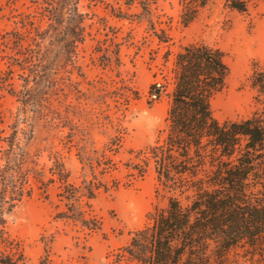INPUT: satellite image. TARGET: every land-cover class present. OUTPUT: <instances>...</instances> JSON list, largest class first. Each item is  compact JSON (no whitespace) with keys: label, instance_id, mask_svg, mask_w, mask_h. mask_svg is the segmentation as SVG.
Wrapping results in <instances>:
<instances>
[{"label":"rangeland","instance_id":"obj_1","mask_svg":"<svg viewBox=\"0 0 264 264\" xmlns=\"http://www.w3.org/2000/svg\"><path fill=\"white\" fill-rule=\"evenodd\" d=\"M76 1L86 32L76 46L77 66L61 68L53 86L41 88L46 94L36 92L41 107H24L17 100L28 71L10 69L0 46V76L9 70L10 77L6 83L0 79V139L17 128L21 144L37 153L33 158L42 178L55 180L46 185V198L41 182L31 178L30 195L10 212L4 209L0 228L11 246L6 251L21 253L29 264L38 263L44 247L49 264H135L125 252L132 233L149 222L150 211L166 204L149 149L161 143L166 127L175 57L199 41L221 51L229 74L210 100L213 116L220 122L250 116L251 64L264 65V0H253L245 13L212 0L187 23L183 0H153V29L133 16L139 11L136 1L129 6L126 0ZM34 11L32 0L0 1V35L23 31L19 15ZM65 118L88 132L87 149L103 154L94 169L100 183L95 197L80 199L84 215L97 223L94 229L55 217L56 206L63 207L62 186L51 173L50 153H60L66 183L79 186L83 174L77 146L62 126ZM5 147L0 140V165Z\"/></svg>","mask_w":264,"mask_h":264},{"label":"trees","instance_id":"obj_2","mask_svg":"<svg viewBox=\"0 0 264 264\" xmlns=\"http://www.w3.org/2000/svg\"><path fill=\"white\" fill-rule=\"evenodd\" d=\"M0 1L9 4L15 0ZM126 1L128 6L137 2L139 11L133 16L153 29V0ZM211 1L183 0L184 23ZM222 1L245 13L253 0ZM32 2L34 14H20L17 21L23 31H4L0 46L10 69L18 66L28 71L17 100L24 107L35 108L41 107L36 92L46 94L41 88L52 87L61 68L77 66L76 46L84 41L86 32L85 15L76 0ZM114 54L117 62V52ZM173 70V86L166 94L170 101L166 127L161 143L149 149L166 204L148 213L149 222L132 233L125 252L135 264H264V65L251 64L253 113L223 122L213 116L210 106L229 74L221 51L203 41L188 44L177 53ZM8 72L0 76L2 83L9 80ZM10 94L15 95V90ZM62 122H67L62 126L68 127V139L77 146L83 174L79 186L66 183L60 153H50L51 173L62 186L58 196L63 207L56 206L55 217L94 229L97 223L84 215L80 199L95 197L100 183L94 169L103 154L94 147L87 149L89 136L83 128L67 118ZM0 140L7 145L0 165L1 225L4 209L10 212L30 195L31 178L41 182L46 198L45 187L55 180L42 178L33 158L37 153L31 155L21 144L17 128ZM8 242L0 228V264H29L21 253L14 256L6 251L11 248ZM37 264H49L45 247Z\"/></svg>","mask_w":264,"mask_h":264}]
</instances>
